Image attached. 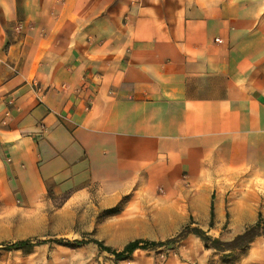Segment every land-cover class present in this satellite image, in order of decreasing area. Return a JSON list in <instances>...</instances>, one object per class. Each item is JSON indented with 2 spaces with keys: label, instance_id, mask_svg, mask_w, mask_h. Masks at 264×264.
Listing matches in <instances>:
<instances>
[{
  "label": "crops",
  "instance_id": "crops-1",
  "mask_svg": "<svg viewBox=\"0 0 264 264\" xmlns=\"http://www.w3.org/2000/svg\"><path fill=\"white\" fill-rule=\"evenodd\" d=\"M8 177L73 196L168 178L233 241L264 218V0H0Z\"/></svg>",
  "mask_w": 264,
  "mask_h": 264
},
{
  "label": "rangeland",
  "instance_id": "rangeland-1",
  "mask_svg": "<svg viewBox=\"0 0 264 264\" xmlns=\"http://www.w3.org/2000/svg\"><path fill=\"white\" fill-rule=\"evenodd\" d=\"M100 181L106 182L104 186L73 196L58 187L31 194L17 178L0 179V245L53 241L25 250L0 247V264H245L250 255L252 244L219 253L192 235L175 246L138 250L117 260L90 242L98 240L121 251L136 240L167 241L188 227L201 228L213 238L221 236L201 226L199 211L189 209L191 197L199 203L203 196L183 193L171 186V179H138L124 188V194L118 193L122 190L119 180ZM76 241L89 243L79 246L74 245ZM258 258L264 264L263 251Z\"/></svg>",
  "mask_w": 264,
  "mask_h": 264
},
{
  "label": "trees",
  "instance_id": "trees-1",
  "mask_svg": "<svg viewBox=\"0 0 264 264\" xmlns=\"http://www.w3.org/2000/svg\"><path fill=\"white\" fill-rule=\"evenodd\" d=\"M212 216H214V209L212 206ZM264 222V218L260 215L259 222L249 227L245 230V232L238 237H236L231 242H222L217 238H213L208 235L203 229L201 228H186L182 230L179 234L175 237L164 241V242H145L141 240H136L131 243H128L123 250L117 251L108 246H106L103 242L98 240H92L90 243L96 245L99 250L103 252H107L113 255L117 260H124L131 257L136 251L138 250H148V249H159L162 247H169L175 246L176 244L180 243L181 241L185 240L190 235L197 236L208 248H212L219 253H227L231 251H235L238 249H245L248 247L256 238L264 235V231L262 230V223ZM53 241H32V240H24L18 241L11 244L0 245V247L6 250H25L31 249L38 246H42L48 244ZM58 244H65L63 241H57ZM89 242L84 241H76L74 245H87Z\"/></svg>",
  "mask_w": 264,
  "mask_h": 264
}]
</instances>
